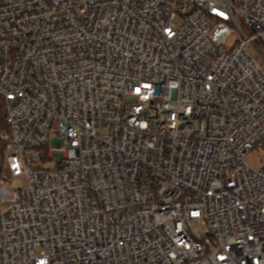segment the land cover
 Listing matches in <instances>:
<instances>
[{"label": "built area", "instance_id": "1", "mask_svg": "<svg viewBox=\"0 0 264 264\" xmlns=\"http://www.w3.org/2000/svg\"><path fill=\"white\" fill-rule=\"evenodd\" d=\"M262 52L264 0H0V264H264Z\"/></svg>", "mask_w": 264, "mask_h": 264}, {"label": "rangeland", "instance_id": "2", "mask_svg": "<svg viewBox=\"0 0 264 264\" xmlns=\"http://www.w3.org/2000/svg\"><path fill=\"white\" fill-rule=\"evenodd\" d=\"M235 41H236V37L230 39V41L227 44V47L231 48L235 44ZM2 161H3L2 154L0 152V162H2ZM246 161L255 170H260V169H262L264 167V152L262 150H257V152L249 155L246 158ZM45 166L48 167V166H50V164H45ZM3 173H4L5 177H6V180L10 181L11 180L10 174L7 171H3ZM3 173L0 171V179L2 178V174ZM14 184H17L18 187H21V188L25 187L22 178L15 179Z\"/></svg>", "mask_w": 264, "mask_h": 264}, {"label": "trees", "instance_id": "3", "mask_svg": "<svg viewBox=\"0 0 264 264\" xmlns=\"http://www.w3.org/2000/svg\"><path fill=\"white\" fill-rule=\"evenodd\" d=\"M263 56H264V52H262ZM6 130V126L4 123V116H3V106H2V101H0V134ZM4 146L2 144H0V150L2 152Z\"/></svg>", "mask_w": 264, "mask_h": 264}, {"label": "snow or ice", "instance_id": "4", "mask_svg": "<svg viewBox=\"0 0 264 264\" xmlns=\"http://www.w3.org/2000/svg\"><path fill=\"white\" fill-rule=\"evenodd\" d=\"M137 91H139V89H137Z\"/></svg>", "mask_w": 264, "mask_h": 264}]
</instances>
